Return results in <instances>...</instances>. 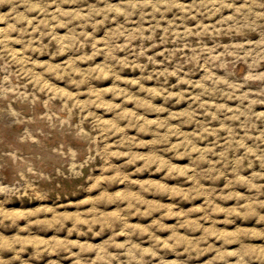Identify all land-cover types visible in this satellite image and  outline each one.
I'll return each instance as SVG.
<instances>
[{"label": "rangeland", "instance_id": "rangeland-1", "mask_svg": "<svg viewBox=\"0 0 264 264\" xmlns=\"http://www.w3.org/2000/svg\"><path fill=\"white\" fill-rule=\"evenodd\" d=\"M0 28V264H264V0H12Z\"/></svg>", "mask_w": 264, "mask_h": 264}, {"label": "bare ground", "instance_id": "bare-ground-1", "mask_svg": "<svg viewBox=\"0 0 264 264\" xmlns=\"http://www.w3.org/2000/svg\"><path fill=\"white\" fill-rule=\"evenodd\" d=\"M3 30H4V29H1V28H0V38H4L5 33L3 34V32H4ZM7 35H8V34H7ZM1 40H2V39H1ZM5 40H6V39H3V41L6 43L7 41H5ZM1 42H2V41H1ZM1 42H0V43H1ZM9 49L12 50V48H9ZM9 49H7V51H8ZM13 50H15V49H13ZM9 52H10V50H9ZM12 52H13V51H12ZM14 54H15V53L13 52L11 55H14ZM16 54H19V53L17 52ZM10 112H12V111H10ZM13 112H14V111H13ZM12 115H13V114H12ZM144 119H146V118H144ZM0 127H1V126H0ZM5 127H6V126H5ZM10 129H11V128H10ZM1 134H2V133H1ZM2 136H3V135H2ZM7 139H8V138H7ZM9 141H10V140H9ZM14 141H15V140H14ZM24 146H25V145H24ZM27 146H28V145H26V147H27ZM26 147H25V148H26ZM28 147H30V145H29ZM28 149H29V148H28ZM28 149H27V150H28ZM31 150H32V149H31ZM33 150H34V149H33ZM33 150H32V153L34 154ZM28 151H29V150H28ZM29 152H31V151H29ZM40 153H41V152H40ZM40 153H39V154H40ZM42 153H44L43 155H44V157H45V151H44V152L42 151ZM36 154H37V153H36ZM41 155H42V154H41ZM43 155H42V156H43ZM48 155H49V154H48ZM53 155H54V154H53ZM32 156H34V155H32ZM38 156H39V155H38ZM34 157H35V156H34ZM34 157H33L32 160H34ZM48 157H49V156H48ZM49 158L51 159V157H49ZM45 159H46V158H45ZM38 160H39V159H38ZM40 160H41V157H40ZM40 160H39V161H40ZM48 160H49V159H48ZM52 160H53V159H52ZM54 160H55V159H54ZM46 161H47V160H45V162H46ZM57 161H58V160H57ZM30 162H31V161H30ZM30 162H29V163H30ZM37 162H38V161H36V163H37ZM42 162H43V161H42ZM49 162H50V161H49ZM55 162H56V161H55ZM39 163H40V162H39ZM46 163H48V162H46ZM31 164H32V163H31ZM37 164H38V163H37ZM183 240H184V239H183ZM184 242H186V241H184Z\"/></svg>", "mask_w": 264, "mask_h": 264}, {"label": "clouds", "instance_id": "clouds-1", "mask_svg": "<svg viewBox=\"0 0 264 264\" xmlns=\"http://www.w3.org/2000/svg\"><path fill=\"white\" fill-rule=\"evenodd\" d=\"M12 0H0V3H11Z\"/></svg>", "mask_w": 264, "mask_h": 264}]
</instances>
